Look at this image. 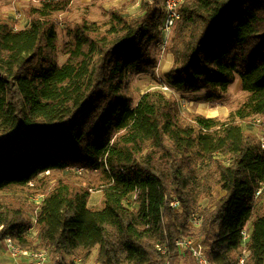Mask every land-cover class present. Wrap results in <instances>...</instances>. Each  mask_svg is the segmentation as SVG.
<instances>
[{
    "label": "trees",
    "instance_id": "trees-1",
    "mask_svg": "<svg viewBox=\"0 0 264 264\" xmlns=\"http://www.w3.org/2000/svg\"><path fill=\"white\" fill-rule=\"evenodd\" d=\"M38 1L25 27L0 20V246L47 264H195L176 248L190 236L212 264H240L243 249L264 264V148L242 125L264 116V0H185L164 51L163 86L198 102H224L240 79L247 98L225 120L184 115L164 89L133 104L131 78L160 60L163 4L67 24L60 49L56 14L74 0ZM78 169L98 173L102 206Z\"/></svg>",
    "mask_w": 264,
    "mask_h": 264
},
{
    "label": "rangeland",
    "instance_id": "rangeland-1",
    "mask_svg": "<svg viewBox=\"0 0 264 264\" xmlns=\"http://www.w3.org/2000/svg\"><path fill=\"white\" fill-rule=\"evenodd\" d=\"M143 1L145 0H74L70 9L65 12H60L56 14L57 19V30L59 34V45L60 49H62L63 44L67 39L65 27L67 24L74 25L76 22H80L81 20L88 18L91 20L103 21L109 18L110 9L116 7H125L129 13L132 14H140L143 12ZM153 1V3H157L159 5L163 4V0H148ZM40 2L38 0H0V20L5 19L9 21L16 28L25 27L31 17L29 15V8L32 6H39ZM166 49V48H165ZM161 51L160 60L158 66L151 73L135 75L131 78V91L133 99V104L138 101L139 97L144 94L146 91L151 89H164L163 88V75L164 73L172 67L167 61V56L172 54ZM169 54V55H168ZM65 60V56L60 54V61L63 62ZM161 62V63H160ZM171 62V61H170ZM174 62V57H173ZM172 62V64H173ZM157 79H155V78ZM159 79V81H158ZM168 94H174L180 102L181 110L184 115H189L190 113L199 112L206 117H215L220 120H225L229 117L230 113L236 110L247 98L248 93L244 91L241 87V81L238 79L231 87L227 93L226 100L220 103H210V102H198L193 95H182L180 93L174 92L173 90H166ZM205 105L209 108V110L213 111V113L204 112L201 107ZM261 118L264 120V116H255L246 121H242V125L249 132H254L257 134L259 139L261 140L264 137V123L258 122L257 120ZM81 171V172H78ZM77 173H73V180L79 182L83 185H91L92 196L90 204L93 207L102 206V191L96 189L94 186L95 177L98 174L96 171H82L78 169ZM60 176V172H54L51 174L52 182L55 181V177ZM35 204H39L42 199V195L35 196L32 198ZM210 200L207 198H203L200 203L207 204ZM36 213L33 212L31 215L34 216ZM32 233V230H31ZM33 236H37V233L33 231ZM3 246H0V251ZM6 255V254H5ZM3 253L0 254V262L4 261L7 256ZM11 255V254H10ZM12 256V255H11ZM13 257V256H12ZM96 253L92 256V258L84 263L81 260H76V264H96L95 262ZM14 258V257H13ZM19 259V258H14ZM70 259V258H69ZM186 264H193V262H189V260L184 261ZM20 264H29L30 262H22L19 260ZM32 263V262H31ZM37 264V263H33ZM50 264H53L51 261Z\"/></svg>",
    "mask_w": 264,
    "mask_h": 264
},
{
    "label": "built area",
    "instance_id": "built-area-1",
    "mask_svg": "<svg viewBox=\"0 0 264 264\" xmlns=\"http://www.w3.org/2000/svg\"><path fill=\"white\" fill-rule=\"evenodd\" d=\"M184 1L185 0H163L164 18H163V24L161 25L162 39L159 43V46L162 49V51L166 48L173 33V29L177 24L178 20L181 18L180 8L181 5L184 3ZM163 88L166 90L169 89L168 86L166 85H164ZM257 121L264 123V120L261 118H259ZM261 141H262V147L264 148V137L262 138ZM258 193H260V191ZM172 205L178 207L180 205V201L178 199H175L172 201ZM191 223L194 226H200L202 223V218L198 214H194L191 219ZM248 236H249L248 231L244 230L243 238L245 242L247 241ZM6 247L14 258L33 261L34 263L37 264H47L48 257L44 251H34L23 248L17 245L11 238H8L6 240ZM157 248L162 254L166 255L167 257L170 256V254L167 251L168 250L167 246L158 244ZM176 248L178 252L183 255L185 254L191 255L194 259L195 264H212L209 256L205 251L204 246L193 237L189 236L178 239L176 241ZM248 254H249L248 250L243 249L242 255L239 258L240 264L246 263ZM169 263L170 262L168 260L167 264Z\"/></svg>",
    "mask_w": 264,
    "mask_h": 264
},
{
    "label": "crops",
    "instance_id": "crops-1",
    "mask_svg": "<svg viewBox=\"0 0 264 264\" xmlns=\"http://www.w3.org/2000/svg\"><path fill=\"white\" fill-rule=\"evenodd\" d=\"M169 55V54H168ZM161 61V60H160ZM167 61L169 62V63H171L170 65H172V62H173V57L171 56V55H169V56H167ZM171 61V62H170ZM161 63V62H160ZM170 69V68H169ZM169 69L164 73V75L163 76H165L166 75V73L169 71ZM248 226H251L250 224L248 225ZM6 254L5 256H7L6 257V259L4 260V261H2V262H0L1 264H20L19 263V260L20 261H22L23 263L24 262H30L29 264H33L34 262L33 261H28V260H25V259H14L11 255H10V252L8 251V249H7V247H6V244L5 245H3V247H2V249H1V251H0V254ZM0 260H1V258H0ZM32 262V263H31Z\"/></svg>",
    "mask_w": 264,
    "mask_h": 264
},
{
    "label": "bare ground",
    "instance_id": "bare-ground-1",
    "mask_svg": "<svg viewBox=\"0 0 264 264\" xmlns=\"http://www.w3.org/2000/svg\"><path fill=\"white\" fill-rule=\"evenodd\" d=\"M201 109L204 111V112H206V113H213V111H211V110H209V108L206 106V104L204 105H202V107H201Z\"/></svg>",
    "mask_w": 264,
    "mask_h": 264
}]
</instances>
